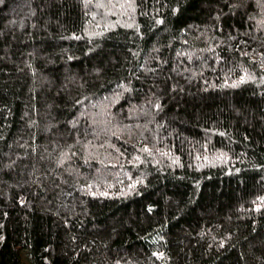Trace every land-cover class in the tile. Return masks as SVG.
<instances>
[{
	"label": "trees",
	"instance_id": "trees-1",
	"mask_svg": "<svg viewBox=\"0 0 264 264\" xmlns=\"http://www.w3.org/2000/svg\"><path fill=\"white\" fill-rule=\"evenodd\" d=\"M0 264H264V0H0Z\"/></svg>",
	"mask_w": 264,
	"mask_h": 264
},
{
	"label": "bare ground",
	"instance_id": "bare-ground-1",
	"mask_svg": "<svg viewBox=\"0 0 264 264\" xmlns=\"http://www.w3.org/2000/svg\"><path fill=\"white\" fill-rule=\"evenodd\" d=\"M115 201V200H114Z\"/></svg>",
	"mask_w": 264,
	"mask_h": 264
}]
</instances>
